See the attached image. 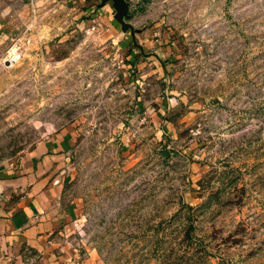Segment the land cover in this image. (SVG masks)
Here are the masks:
<instances>
[{
  "label": "rangeland",
  "instance_id": "1",
  "mask_svg": "<svg viewBox=\"0 0 264 264\" xmlns=\"http://www.w3.org/2000/svg\"><path fill=\"white\" fill-rule=\"evenodd\" d=\"M124 1L133 39L111 0L8 7L0 164L72 128L60 197L89 264H264V0Z\"/></svg>",
  "mask_w": 264,
  "mask_h": 264
},
{
  "label": "crops",
  "instance_id": "2",
  "mask_svg": "<svg viewBox=\"0 0 264 264\" xmlns=\"http://www.w3.org/2000/svg\"><path fill=\"white\" fill-rule=\"evenodd\" d=\"M9 1L11 5L4 8L0 1V43L7 29L3 15L16 3L30 0ZM126 29L133 39L132 27ZM146 38L141 40L145 46L150 45ZM1 51L0 47V56ZM154 52L158 55V49ZM144 65L149 63L142 61L139 67ZM152 72L146 71L143 77ZM155 72L158 80V70ZM73 140L72 128L64 126L37 141L25 154L0 164L1 264H89L69 244L75 208L71 203L62 205L60 197L61 175Z\"/></svg>",
  "mask_w": 264,
  "mask_h": 264
},
{
  "label": "water",
  "instance_id": "3",
  "mask_svg": "<svg viewBox=\"0 0 264 264\" xmlns=\"http://www.w3.org/2000/svg\"><path fill=\"white\" fill-rule=\"evenodd\" d=\"M111 2L115 10L113 14V18L120 23L123 29H126V28L131 29L129 23L120 20L121 18L129 17V15L127 14V2L124 0H111ZM4 64L6 65L7 63L4 62Z\"/></svg>",
  "mask_w": 264,
  "mask_h": 264
},
{
  "label": "built area",
  "instance_id": "4",
  "mask_svg": "<svg viewBox=\"0 0 264 264\" xmlns=\"http://www.w3.org/2000/svg\"><path fill=\"white\" fill-rule=\"evenodd\" d=\"M22 47L17 42H13L11 46L5 51L4 56L0 60V64L10 66L16 63L21 57ZM4 62L7 64L5 65Z\"/></svg>",
  "mask_w": 264,
  "mask_h": 264
}]
</instances>
